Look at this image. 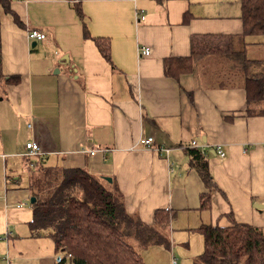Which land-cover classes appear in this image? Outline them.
I'll list each match as a JSON object with an SVG mask.
<instances>
[{
  "label": "crops",
  "instance_id": "obj_1",
  "mask_svg": "<svg viewBox=\"0 0 264 264\" xmlns=\"http://www.w3.org/2000/svg\"><path fill=\"white\" fill-rule=\"evenodd\" d=\"M10 8L15 16L0 12V213L10 224V207L21 210L32 197L19 185L24 161L29 169L42 164L111 178L125 211L148 225L167 210L172 225L186 230L235 221L264 234V207L255 206H264V114H247L248 83L231 59L244 50L264 85V34L243 37L241 0H11ZM137 12L145 20L137 22ZM33 31L45 39L30 40ZM97 38L110 41V60ZM209 46L221 51L199 52ZM140 47L151 53L139 57ZM192 54V72L178 80L165 75L166 59ZM150 137L152 149L139 144ZM33 141L43 155L31 165L25 153ZM193 141L205 146L217 186L205 209ZM20 216L33 245L47 237L32 235L33 214L28 222Z\"/></svg>",
  "mask_w": 264,
  "mask_h": 264
},
{
  "label": "trees",
  "instance_id": "obj_2",
  "mask_svg": "<svg viewBox=\"0 0 264 264\" xmlns=\"http://www.w3.org/2000/svg\"><path fill=\"white\" fill-rule=\"evenodd\" d=\"M11 0H0L3 9L15 16ZM243 37L264 34V0H241ZM16 21L21 25L18 18ZM103 56L110 60L111 46L107 39L97 38ZM209 46L200 53H219ZM232 61L239 63L241 75L248 83L247 114L263 115L264 85L260 73L254 72L245 59L244 50L233 52ZM191 56L168 58L165 75L178 80L194 69ZM242 77V78H243ZM0 78L1 42H0ZM6 81V80H5ZM192 166L198 171L207 192L201 195L199 208L210 206L211 194L217 186L210 174L207 159L191 149ZM32 235H47L54 241L60 261L56 264H144L140 251L151 245L170 246L164 232L173 216L158 210L154 225L143 223L125 211L123 197L116 183L97 178L86 170L45 167L31 169ZM204 237V251L194 264H264V234L260 228L240 222L229 226L202 225L196 229Z\"/></svg>",
  "mask_w": 264,
  "mask_h": 264
},
{
  "label": "rangeland",
  "instance_id": "obj_3",
  "mask_svg": "<svg viewBox=\"0 0 264 264\" xmlns=\"http://www.w3.org/2000/svg\"><path fill=\"white\" fill-rule=\"evenodd\" d=\"M24 168L25 171H23ZM17 171H19L20 175L18 178L20 187L22 189L28 187V190L32 193L30 188L32 183L30 175L32 171L28 168L27 163L22 161L17 166ZM9 172L10 169L8 168L7 173ZM5 176L2 168H0V188L2 186L3 189H5ZM31 198L24 202L26 207L21 210L11 209L10 207L9 210H14L12 214L16 216V220L12 221L11 224L6 219L4 209L2 210L3 214L0 213V264H8L5 260L6 256L10 259V264H25L17 263V260L20 258H23V260L27 258L30 261L28 264H33V257L39 254L51 255V264H56V260L60 257V253L55 250L54 241L48 236L40 240L36 239L35 242L39 243L33 245L30 237L26 234L28 230L27 225L25 222L21 223L17 219L20 214L15 212H21L20 219L27 216V222L29 221L32 215ZM174 222H176L175 219L172 223L170 222V228L164 232L170 247L151 245L144 248L140 251L144 264H194L197 258L203 253V235L196 230H186L179 226V224L174 226L172 225ZM10 233L13 234V237L9 240L8 235ZM16 235L18 237H15Z\"/></svg>",
  "mask_w": 264,
  "mask_h": 264
},
{
  "label": "built area",
  "instance_id": "obj_4",
  "mask_svg": "<svg viewBox=\"0 0 264 264\" xmlns=\"http://www.w3.org/2000/svg\"><path fill=\"white\" fill-rule=\"evenodd\" d=\"M145 20V15L143 14V12H137L136 13V21H143ZM30 40H43L45 39V35L36 31L30 32L28 35ZM139 57L142 56H148L151 51L149 48L147 47H140L138 48V52H137ZM32 125H29V127H31ZM139 144L146 148V149H152L153 144H154V139H152V137L148 138H144L141 139ZM192 147L197 149L201 154H203L204 156L206 155V151H205V146L204 145H199L196 141L192 142ZM168 152V150H166ZM214 151H216V153L218 154V156L220 158H224L225 157V151L223 150V148L220 146H218ZM94 153V152H93ZM92 153V155H93ZM43 153L41 151V147L39 145V143H37L36 141L30 142V143H26V153L25 156L26 158L29 159L30 164L32 165L37 159H39L40 157H42Z\"/></svg>",
  "mask_w": 264,
  "mask_h": 264
},
{
  "label": "water",
  "instance_id": "obj_5",
  "mask_svg": "<svg viewBox=\"0 0 264 264\" xmlns=\"http://www.w3.org/2000/svg\"><path fill=\"white\" fill-rule=\"evenodd\" d=\"M33 46H34V44H33ZM64 59L67 60L66 57H64ZM56 72L58 73V71H56ZM105 180H106L108 183L112 182V179H111V178H105ZM34 202H35V198H32V199H31V203H34ZM255 206H256V207H259V208H263V207H264V206L259 205V204H256ZM57 261L59 262V261H60V258H58Z\"/></svg>",
  "mask_w": 264,
  "mask_h": 264
},
{
  "label": "bare ground",
  "instance_id": "obj_6",
  "mask_svg": "<svg viewBox=\"0 0 264 264\" xmlns=\"http://www.w3.org/2000/svg\"><path fill=\"white\" fill-rule=\"evenodd\" d=\"M39 166V165H38ZM25 237V236H24Z\"/></svg>",
  "mask_w": 264,
  "mask_h": 264
}]
</instances>
